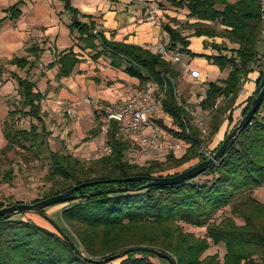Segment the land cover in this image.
<instances>
[{
  "label": "trees",
  "instance_id": "obj_1",
  "mask_svg": "<svg viewBox=\"0 0 264 264\" xmlns=\"http://www.w3.org/2000/svg\"><path fill=\"white\" fill-rule=\"evenodd\" d=\"M164 1L171 8L187 11V17L195 20L178 23L177 27L162 25L168 36V49L179 46L181 54L194 56L185 51L186 36L181 33L185 29L192 31L193 36L224 41L212 42L210 46L216 53L204 57L220 72H226V77L207 83L202 101L194 105L199 115L210 117L207 134L203 136L194 125L183 122L184 110L174 95V80L179 71L168 58L145 47L107 40L98 30L93 34L96 24L90 19L81 22L78 12L67 3L72 13L70 31H77L82 49L95 52L94 58L109 59L112 67L138 79L142 85L153 80L163 89L165 84L163 117L157 121L170 140L180 141L183 146L178 151H166L164 160L129 163L126 151L131 143L123 139L113 120L105 133L111 147L108 156L84 160L62 149L53 151L47 143L50 132L43 124L31 125L29 129L15 128L19 117L41 122L42 95L34 91L32 82L18 77L19 103L3 122L6 145L1 152L15 151L23 162L42 156L48 160L44 177L47 186L31 203L79 187L66 201L57 203L61 204L58 210L62 224L58 227L84 257L59 232L42 227L21 213H9L0 216V264H97L89 259L113 257L129 248L156 250L160 257L175 264H219L218 254L205 255L210 245L219 244L225 249L223 264H264V200L259 201L253 195L264 187V94L224 153L202 173L176 185L142 188L147 180L162 176L158 173L188 165L184 171L207 159L199 152L200 145L212 155L238 124L234 111L239 109L245 115L249 110L255 91L238 103L236 100L241 79L254 69L252 64L259 52L256 88L261 80L264 0ZM14 62L18 66L28 64ZM78 62L72 49L59 53L58 77L69 75ZM165 117L170 122L168 126L164 124ZM103 123L104 115L99 113L93 134L99 132ZM217 135L220 139L209 148ZM177 173L174 170L165 176ZM7 174L10 177L13 171L9 169ZM135 177L139 180L132 179ZM12 203H0V208ZM225 211L227 214L223 215ZM189 227L203 229V235L186 231ZM149 256L154 254L134 251L103 264H153Z\"/></svg>",
  "mask_w": 264,
  "mask_h": 264
},
{
  "label": "crops",
  "instance_id": "obj_2",
  "mask_svg": "<svg viewBox=\"0 0 264 264\" xmlns=\"http://www.w3.org/2000/svg\"><path fill=\"white\" fill-rule=\"evenodd\" d=\"M67 3L78 12L81 22L92 20L107 40L145 47L153 52H156L158 43L168 44V36L162 30L163 24L177 27L178 23L195 21L187 17V11L171 8L164 0H0V152L6 145L3 122L8 112L19 103L18 77L32 82L34 91L42 95L41 122L30 117H19L14 123L15 128L29 129L31 125L40 127L43 124L50 132L47 143L51 150L55 151L51 142L58 141L62 150L84 160L93 158L99 141L106 138L101 128L97 134L92 132L96 116L99 113L104 115L106 107H121L142 86L138 79L112 67L109 59L103 56L94 58L95 52L81 48L77 42V31H70L72 13L66 7ZM146 5L156 8L152 22L143 21ZM181 33L186 36L185 51L194 56L180 52L181 56L189 59H181V65L174 64L179 71L175 80L183 81L184 76L192 80L193 87L182 89L183 95L180 97L194 103L198 95L204 94L209 73L218 72L216 81L226 75V72H220L204 57L216 53L210 46L212 42L224 41L220 38L211 41L205 36H193L192 31L186 29L181 30ZM226 45L233 47L227 42ZM69 49L77 54L79 62L69 75L59 78L57 56ZM257 49L261 50V44H258ZM15 60L27 61L28 64L18 66ZM191 70L199 72L198 79L190 76ZM258 75V69L254 68L245 77L236 103L254 93ZM88 97L93 99L94 104L83 102ZM65 109H70L74 116L61 115ZM234 115L240 119V110H235ZM162 117V113L150 116L159 127L157 120ZM164 124H170L166 117ZM121 135L131 143L126 154L135 157L136 163L164 160L166 151L140 149L135 135ZM220 137L215 136L209 148ZM54 213H59V210ZM35 216L37 219L32 220L46 227L47 219ZM189 228L191 232L203 235V229ZM215 253L219 256V264H223L224 246L210 245L205 255ZM147 258L153 264H171V260L155 254ZM160 258L166 262H159Z\"/></svg>",
  "mask_w": 264,
  "mask_h": 264
},
{
  "label": "built area",
  "instance_id": "obj_3",
  "mask_svg": "<svg viewBox=\"0 0 264 264\" xmlns=\"http://www.w3.org/2000/svg\"><path fill=\"white\" fill-rule=\"evenodd\" d=\"M156 8L146 5L143 21L152 22L155 19ZM97 29L93 31L95 34ZM156 52L163 58H168L173 64L181 65V55L179 46L168 49L162 43L155 46ZM193 79H198L199 72L195 70L189 71ZM164 87L161 89L157 82L149 80L144 83L141 88L121 107H106L104 113V123L101 125V132L106 133L109 121H116L120 132L125 136L135 135L138 140L140 149L151 151H178L182 148V143L177 140H170L169 135L165 130L159 127L150 116L161 113L162 100L164 98ZM176 101L182 106L184 110L183 122H189L194 125L200 133L204 136L207 134V124L210 117L199 115L194 105H198L203 99V95H198L193 105L188 102H183L181 98L174 91ZM83 102L87 104H94L93 99L85 98ZM61 115H68L73 117L74 113L70 109L61 111ZM199 152L204 154L207 158L211 154L205 149L204 145H200ZM111 153L106 138L99 141L93 158L99 159L108 156ZM129 163H135V157H128ZM173 264L175 262L173 261Z\"/></svg>",
  "mask_w": 264,
  "mask_h": 264
},
{
  "label": "rangeland",
  "instance_id": "obj_4",
  "mask_svg": "<svg viewBox=\"0 0 264 264\" xmlns=\"http://www.w3.org/2000/svg\"><path fill=\"white\" fill-rule=\"evenodd\" d=\"M260 53L261 52L257 54L256 60L252 64V67L255 69L259 68V63H260L259 59L261 57ZM181 59L185 60V59H189V57L181 56ZM218 76H219L218 72L209 73L206 77V81L207 82L216 81ZM225 77L226 75L224 74L222 75L220 79H224ZM244 79L245 78H242L241 80H244ZM191 83H192V80L185 79V76H184L183 81L177 82L176 80H174L177 94L179 96H182L183 95L182 89L186 90L187 86L193 87L194 84L191 85ZM236 120L239 121V119L237 118ZM51 143H52L51 145L53 146L55 150H61L60 146H58V141H56V143L55 142H51ZM7 153L9 154L7 155ZM7 153L0 152V203H4V204H8L10 202L31 203V201L41 196V193L47 186V184L44 183V177L48 172V160L46 159L45 156H42L39 159H34V160H29L27 162L25 161L23 162L20 156L15 153V151H9ZM186 166L188 165H184L174 170L177 172H181ZM9 169L13 171V174L12 176L7 177L8 175L7 172ZM174 170H169L167 172L158 173L156 175L165 176L166 174H169V173L172 174ZM253 195L259 201H263L264 200V187H261L258 190H256ZM60 205L61 204L56 203V204H53L51 207L44 209V213L57 226H59V224L60 225L62 224H61L59 213H54V212L58 211ZM226 214H227V211L223 213V215H226ZM21 215L22 217L28 218L31 220V219H37V217L34 215H38V214H35L33 212H25V213H21ZM45 221L49 222L48 220H45ZM236 222L238 224L241 223L240 220L238 219H236ZM45 225L51 231L58 232L57 229L54 227V225H52L50 222ZM189 229L190 228L185 229V230L190 231ZM158 261L159 262L162 261L164 263L166 262L165 260H162L161 258Z\"/></svg>",
  "mask_w": 264,
  "mask_h": 264
},
{
  "label": "water",
  "instance_id": "obj_5",
  "mask_svg": "<svg viewBox=\"0 0 264 264\" xmlns=\"http://www.w3.org/2000/svg\"><path fill=\"white\" fill-rule=\"evenodd\" d=\"M264 94V65L262 69V76L260 83L258 84L256 90H255V96L250 103L249 110L245 115H241L238 124L231 130V132L228 134V136L223 140L221 145L218 147V149L211 155V157L200 161L199 163L187 168L186 170L179 172L175 175L171 176H155L151 179L147 180V182L142 186V188H147L149 186H157V185H163V186H171L176 185L179 183L186 182L193 177L197 176L198 174L202 173L205 169H207L212 163H214L225 151L227 146L233 141L238 131L249 121L250 117L253 115L255 110L257 109L262 97ZM133 180H139L138 177L132 178ZM79 187H75L69 191L63 192L58 195H54L51 197H48L46 199L37 201L35 203H12L8 206H4L0 208V216L9 214V213H25V212H33L35 214H38L42 216L43 218L47 219L54 227L57 229V231L61 234V236L66 240V242L78 253L79 256L84 257L82 253L76 250L73 243L69 240V238L62 232V230L42 211L45 207H48L50 205L56 204L58 202H64L66 201L74 190H77ZM134 251H147L150 253H153L160 257V253L156 250L152 249H146V248H129L123 251L122 253L113 256L108 257L104 259H89L90 262L97 263V264H103L105 262H108L115 257H120L124 254H127L129 252ZM171 264H173V261L171 260Z\"/></svg>",
  "mask_w": 264,
  "mask_h": 264
}]
</instances>
